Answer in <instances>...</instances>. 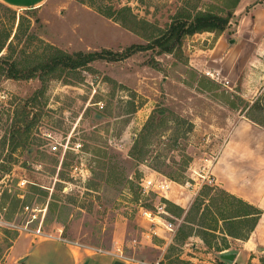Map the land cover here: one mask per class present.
I'll list each match as a JSON object with an SVG mask.
<instances>
[{
  "label": "rangeland",
  "instance_id": "1",
  "mask_svg": "<svg viewBox=\"0 0 264 264\" xmlns=\"http://www.w3.org/2000/svg\"><path fill=\"white\" fill-rule=\"evenodd\" d=\"M100 1L115 8L129 6L160 27L183 3ZM196 1L200 9L214 13L225 9L223 0ZM246 9L235 14L236 9L230 26L220 35L187 37L182 57L146 52L118 62L96 60L80 71V82H66L65 74L60 78L54 74L28 115L32 127L27 140L13 153L10 127L22 119L24 101L41 83L38 79L0 80V262L20 234L114 251L133 262L174 264L179 257H195L191 246L182 248L186 240H176L184 214L179 215L174 206L186 212L202 185L208 180L215 184L212 171L230 128L243 117L244 103L264 88V56H254L244 46L225 65L204 66L200 56L190 62L189 51L212 47L221 35L231 45L240 35L242 47L246 45L252 27L246 20L241 23L250 10ZM0 31L10 33L13 56L20 51L40 52L45 45L73 54L116 53L145 44L76 0H47L29 10H13L0 3ZM6 53L3 50L1 55ZM152 116L155 127L143 150L135 151L142 154L130 157L134 141ZM55 143L62 146L52 152L50 146ZM145 180L167 181L170 190L143 194ZM154 215L167 218L174 229L172 243L164 251L155 236L151 241L157 247L141 243L142 222L151 225ZM36 230L41 236L32 233ZM227 241L231 250L239 246ZM215 264H220L217 259Z\"/></svg>",
  "mask_w": 264,
  "mask_h": 264
},
{
  "label": "trees",
  "instance_id": "2",
  "mask_svg": "<svg viewBox=\"0 0 264 264\" xmlns=\"http://www.w3.org/2000/svg\"><path fill=\"white\" fill-rule=\"evenodd\" d=\"M76 1L94 8L100 16L117 23L122 29L144 40L145 44L131 45L116 53L106 50L99 53L73 54L45 45L40 52L33 51L26 55L20 51L19 56H13L14 41H10V33L0 31V80L38 79L41 83V88L24 101L20 114L22 119L10 127L11 153L27 140L32 127V122L28 121V115L31 114L37 97L42 95L45 83L54 74L57 73L58 78L65 74L66 82H80L82 81L80 71L87 70L96 60L118 62L146 52L154 53L156 56L182 57V45L187 37L202 33L220 35L230 26V21L240 2V0H223L225 9L221 13H214L211 10L200 9L196 0H183L175 14L168 17L169 22L160 27L156 21L152 22L135 14L129 6L115 8L113 5L101 3L100 0ZM3 50L7 51L4 56L1 55ZM240 113L248 122L264 130V88L251 102L244 103ZM162 116L161 113L160 118H163ZM154 119V116L150 118L134 141L130 157L142 154L140 151H135L143 150L146 145L145 141L155 127ZM165 176L174 181L173 177ZM15 200L19 202L18 199ZM163 202L174 206L168 201ZM174 207L177 208L179 215L184 214L183 222L176 232V240L184 241L190 236H196L208 249L217 253L229 249L228 239L247 240L262 214L260 209L243 200L221 189L206 185L202 186L186 212L179 207ZM166 212L172 213L168 209ZM174 264L190 263L177 258Z\"/></svg>",
  "mask_w": 264,
  "mask_h": 264
},
{
  "label": "crops",
  "instance_id": "3",
  "mask_svg": "<svg viewBox=\"0 0 264 264\" xmlns=\"http://www.w3.org/2000/svg\"><path fill=\"white\" fill-rule=\"evenodd\" d=\"M47 0H0V3L13 10H29L42 6ZM250 8L249 12L243 14L241 23L248 21L252 26L248 32L247 43L242 47L240 35L229 44L223 36L217 38L212 47H193L190 52L189 61L198 59L205 65L218 62L220 65L228 63L237 50L246 46L259 57L264 56V0H240L236 13ZM204 34V33H203ZM202 34V35H203ZM239 34V33H238ZM201 36L196 34V36ZM195 38V36L193 37ZM191 48V47H190ZM195 60V61H196ZM252 62V60H250ZM231 63V62H230ZM221 68V67H220ZM208 72V71H206ZM215 72H219L215 70ZM217 74V73H216ZM212 176L215 186L226 193L243 200L261 210L262 214L249 238L244 241L233 240L239 243L236 249L225 250L217 253L208 249L196 236L186 239L183 249L191 246L194 249L193 257L186 260L190 264H215L221 255H234L233 264H264V130L254 126L244 117L239 118L230 128L228 138L221 148L215 161ZM170 183V182H169ZM175 196V195H174ZM178 201H183L179 198ZM151 225L146 222L141 234V243L157 247L151 241L155 236L162 241L163 251L172 243L173 231L169 232L159 216H153ZM183 222V219H182ZM157 224V225H156ZM159 224V225H158ZM174 230V229H173ZM177 232V231H176ZM177 235V234H176ZM232 240V239H231ZM192 243L189 244L188 242ZM50 239H34L31 234H20L11 245L5 259L0 264H140L133 262L127 257H121L114 251L106 252L84 247L78 244L64 243ZM188 248V249H191ZM119 249V248H118ZM29 262V263H28ZM145 263V264H153ZM162 264L161 262H157Z\"/></svg>",
  "mask_w": 264,
  "mask_h": 264
},
{
  "label": "built area",
  "instance_id": "4",
  "mask_svg": "<svg viewBox=\"0 0 264 264\" xmlns=\"http://www.w3.org/2000/svg\"><path fill=\"white\" fill-rule=\"evenodd\" d=\"M59 146H62V144H59V145H58V143L52 144L50 146V150L52 152H56L58 150V147ZM205 184L207 186H211V187L212 186H215V184H213L211 182V180H208ZM154 189L156 190V192H158V193H164V194H166L170 190L169 189V184L167 183V181H164V182H154V180H145L143 182V184H141V191H142L143 194H148L150 191H153L154 192ZM159 210L161 211L162 209L159 208ZM144 215L150 217L151 216V213L150 212H144ZM164 226H165V228L169 232H172L173 231V228H172V226L169 223H164ZM32 233L35 236H41L40 230H36L35 232H32ZM140 264H145V263H140ZM153 264H159V263L156 262V263H153ZM221 264H233V263L232 262H229V261H222Z\"/></svg>",
  "mask_w": 264,
  "mask_h": 264
},
{
  "label": "water",
  "instance_id": "5",
  "mask_svg": "<svg viewBox=\"0 0 264 264\" xmlns=\"http://www.w3.org/2000/svg\"><path fill=\"white\" fill-rule=\"evenodd\" d=\"M220 259L222 261H229V262H231L234 259V255H232V254H224V255H221Z\"/></svg>",
  "mask_w": 264,
  "mask_h": 264
}]
</instances>
